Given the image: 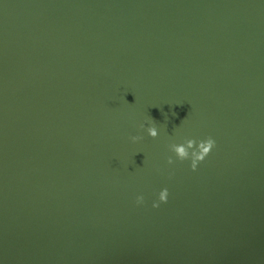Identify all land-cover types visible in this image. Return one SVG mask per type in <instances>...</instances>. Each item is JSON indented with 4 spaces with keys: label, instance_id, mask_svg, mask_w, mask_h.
<instances>
[{
    "label": "water",
    "instance_id": "obj_1",
    "mask_svg": "<svg viewBox=\"0 0 264 264\" xmlns=\"http://www.w3.org/2000/svg\"><path fill=\"white\" fill-rule=\"evenodd\" d=\"M0 264H264V0H0Z\"/></svg>",
    "mask_w": 264,
    "mask_h": 264
},
{
    "label": "clouds",
    "instance_id": "obj_2",
    "mask_svg": "<svg viewBox=\"0 0 264 264\" xmlns=\"http://www.w3.org/2000/svg\"><path fill=\"white\" fill-rule=\"evenodd\" d=\"M175 115V113H173ZM153 120V119H152ZM155 121V120H153ZM141 128L144 127L143 124L140 125ZM148 134L155 138L158 136V128L155 125V123H151L150 126L147 128ZM141 136H132L131 140L133 142L141 140ZM216 146V141L211 136L207 137L206 139H202L197 141L194 138H187L184 140L183 143H171L169 145L170 150L175 153V156L178 160L184 161V160H190V168L195 171L198 167V164L202 162L211 152V150ZM173 157H168V163L172 164ZM169 191L167 187L161 189L158 193V200L153 201V207H159L161 202L166 203L168 200ZM136 203L137 204H143L144 203V196L138 195L136 197Z\"/></svg>",
    "mask_w": 264,
    "mask_h": 264
}]
</instances>
